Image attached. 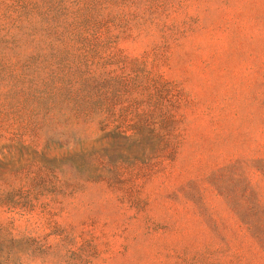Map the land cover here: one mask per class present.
<instances>
[{
	"label": "rangeland",
	"instance_id": "rangeland-1",
	"mask_svg": "<svg viewBox=\"0 0 264 264\" xmlns=\"http://www.w3.org/2000/svg\"><path fill=\"white\" fill-rule=\"evenodd\" d=\"M264 0H0V264H264Z\"/></svg>",
	"mask_w": 264,
	"mask_h": 264
},
{
	"label": "trees",
	"instance_id": "trees-1",
	"mask_svg": "<svg viewBox=\"0 0 264 264\" xmlns=\"http://www.w3.org/2000/svg\"><path fill=\"white\" fill-rule=\"evenodd\" d=\"M262 217H258L256 215H253L250 217V224L256 225V230L250 229L248 230V234L250 235L251 239L255 241L259 247H261L264 250V220L260 219Z\"/></svg>",
	"mask_w": 264,
	"mask_h": 264
}]
</instances>
